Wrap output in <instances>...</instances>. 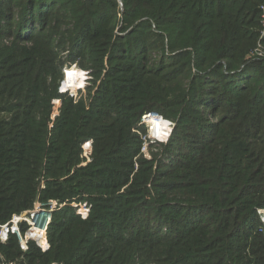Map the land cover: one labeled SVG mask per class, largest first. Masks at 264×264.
<instances>
[{
	"label": "trees",
	"instance_id": "1",
	"mask_svg": "<svg viewBox=\"0 0 264 264\" xmlns=\"http://www.w3.org/2000/svg\"><path fill=\"white\" fill-rule=\"evenodd\" d=\"M60 2L0 0V223L15 213L33 209L39 198L42 202H89L92 214L82 220L79 208L66 205L53 213L49 251L43 253L29 243L28 252L23 253L18 240L12 237L8 244L0 243V253L16 264H247V260L264 264V239L252 233L249 220L253 207L241 212L242 207L233 205L237 195L231 191L226 193L222 205H195L207 192L199 180L184 181L181 176L186 170L200 174L205 168V155L192 157L195 152L191 147L181 149L185 151L183 160L160 169L162 176L154 175L150 169L141 170L134 181L136 186L126 196L133 198L143 193L147 201L141 199L136 205H129L119 194L128 184L133 167L130 162L120 165L113 152L122 153L130 143V132L138 118L157 109L156 105H149L155 95L145 92L150 101L143 106L123 105L126 113L109 117L111 126L104 123L107 117L98 110L99 104L88 109L82 102L74 104L71 98L63 103L62 114L48 137L52 101L69 95L58 90L62 64L56 62V49L67 46L72 60L79 58L84 71L99 76L103 57L94 54V38L104 34L110 37L119 8L114 0H62L65 5L60 11ZM98 2L109 5L111 11L106 5L96 7ZM126 2L129 24L136 26L142 21L141 26L151 28L147 23L154 22L158 27L153 32L156 37L170 35L173 39V13L181 15L184 21L172 46L177 44L176 50L189 48V58H195L198 68L226 60L230 65L227 72L216 69L217 73L206 76L212 77L209 81H214V76L219 82L228 81L231 91L245 100V112H259L264 125V63L257 61L249 67L243 61L249 42L255 46L258 41L260 5L264 0ZM55 29L61 30L62 38ZM140 67L138 63L137 71ZM206 76L199 80L209 82ZM149 82L148 75H143L142 83ZM108 91L115 93L111 84ZM198 104L207 103L201 100ZM241 109L243 112V104ZM92 138V164L75 170L84 179L71 175L60 181L79 164L80 147ZM180 141L175 138L163 145L164 149L169 147L166 153L171 154L172 142ZM230 146L243 158L242 146ZM42 172L48 180L44 189ZM243 181L244 187L252 184L247 178ZM239 196L245 199L249 194L244 188ZM196 198L199 199L194 201ZM207 210L210 216L206 221ZM249 242L256 258L253 262L245 253Z\"/></svg>",
	"mask_w": 264,
	"mask_h": 264
},
{
	"label": "rangeland",
	"instance_id": "2",
	"mask_svg": "<svg viewBox=\"0 0 264 264\" xmlns=\"http://www.w3.org/2000/svg\"><path fill=\"white\" fill-rule=\"evenodd\" d=\"M114 1H116V4L118 3L119 8L116 10L115 21L109 30L110 37L106 38L104 34L97 39L94 38V54L97 57H103L101 58V69L97 74L99 76L90 74L89 77L91 78L85 83L84 90L74 92L75 95L77 94L76 96L65 93L70 96L66 95L52 101L48 137L51 136L50 132L54 128L57 118L62 114L63 103L71 98L74 104L82 102L88 109L92 105L99 104L98 110L101 109L100 112L106 114L107 117L104 123L111 126L112 120L109 117H116L123 112L126 113L125 108L132 107V105L134 107L143 106L146 101H150L149 98H146V93H151V95H155V98L149 102V105H156L157 109L150 110V112H146L141 118H138L130 132V143L122 153L114 155L113 152L114 159L120 165H126L125 163L130 162L133 167L128 184L119 190V194L123 195V199H126L129 205H136L141 199L147 201L143 193L137 194L133 198H131L132 196H126L128 190L136 186L137 182L134 183V181L141 174V170L150 169L154 175L159 174L162 176L163 174L159 173V170L169 167V164L173 161L183 160L185 151L181 149L191 147L195 152L192 157L196 156L198 158L199 155H205L203 160L205 168L200 174L186 170L182 172L181 176L184 181L199 180V185L203 186L207 192L205 198L198 200L199 197L194 200H198L195 205H222L223 199L227 196L226 193L231 191L237 195V199L234 201L236 204L233 205L242 207L241 212L253 207L251 210L254 214L249 219L250 225L253 227L252 233L264 239V125H262V118H260L259 112H245V100L238 97L235 94L236 92L231 91L232 86L228 81L221 79L219 82L217 76H214V81H209L212 77L206 76L217 73L216 69L226 71V67H230V65L227 64L226 60H217L210 67L198 68L193 61L195 58H189V53H191L189 48L176 50L177 44L172 46L173 41L174 38L177 39L178 30L184 21L178 13H173L175 21V36L173 39L170 35L169 38L167 36L161 37L160 34H157L156 37L153 32H157L158 27L154 22L147 23L151 25V28L146 24L141 26L142 21L136 26L135 24L130 25V18L125 14L128 9L126 7L127 0ZM60 3L61 6L58 9L61 11L65 4L62 0ZM104 5L110 8L106 3H96V7ZM6 12L9 13L10 11ZM111 17H114L113 13ZM59 18L63 21V18ZM65 29L67 28H63V31ZM250 29L254 30V28ZM60 32V29H55L57 36L62 38ZM3 39H6V37ZM5 44H7V40ZM257 44L258 41L255 46L252 42H249V50L243 59L249 67L250 64L257 61L261 64L264 63V57H258L255 54ZM56 52L59 55L56 62L62 64V78L58 85L59 92L66 80V69L74 72L75 76L80 78L75 87H70L74 89L81 86L83 76L80 70L84 71L85 69H82L80 59L72 60L67 46L57 48ZM149 53H151L150 56ZM84 54H87V52H84ZM70 60L73 62L71 63ZM138 63L142 66L138 68L139 71L136 69ZM72 68L74 70H71ZM183 73L185 74L182 75ZM108 75L114 76L115 79L108 78ZM143 75H148L151 82L142 83ZM204 76H206L205 80L209 82L199 80L200 77ZM210 82H215L216 85L211 86ZM110 84L115 93L108 91ZM252 84L255 87L257 86L256 82H252ZM184 100H187L184 105L180 104ZM201 100L207 104L205 106L199 105L198 103ZM242 104L243 112L241 109ZM123 105H125V108ZM148 114H158L172 123L169 137L166 138L164 143L155 142L150 138L149 124L144 121V117ZM152 122L158 123L161 128L165 125L159 123L156 119L148 123L151 124ZM214 129H217V131L213 132ZM241 133L252 134L243 136ZM175 138H181V141L172 142L173 148L171 154L168 155L166 151H169V147L164 149L163 145L167 146ZM184 138H186V143ZM94 141V138H92L80 147L79 164L72 169L69 175L63 176L60 181L71 175L80 177L81 174H76L75 170L86 168L92 164ZM230 143L244 148L242 150L243 158L238 156ZM46 178L47 175L42 172L40 180L43 189L48 181ZM244 178H247L252 184L244 187L246 185L243 181ZM80 179L84 178L80 177ZM244 188L249 197L241 199L239 193ZM138 189L140 192L144 191L142 187ZM249 199L253 202H248ZM49 201H56L58 204L66 203L64 205L80 204V201L76 199L70 201L54 199L42 202L39 198L34 206L37 203L44 204ZM83 204L87 205L89 213L87 219L82 218V220H88L92 214L91 206L89 202H83ZM167 205H175V203ZM204 213L207 221L210 216L209 210ZM213 217L217 218L216 216ZM221 236L224 237V235ZM250 242L245 253L253 262L256 258L251 250L252 245ZM249 262L247 260V264H251Z\"/></svg>",
	"mask_w": 264,
	"mask_h": 264
},
{
	"label": "built area",
	"instance_id": "3",
	"mask_svg": "<svg viewBox=\"0 0 264 264\" xmlns=\"http://www.w3.org/2000/svg\"><path fill=\"white\" fill-rule=\"evenodd\" d=\"M260 33L258 38V44L256 46L255 54L258 57H264V2L260 5ZM74 69V68H72ZM71 69V70H72ZM83 76L81 86L72 89L73 87H64L60 89V93H70L71 96H76L75 91L84 90L85 83L89 81V73L80 70ZM68 69L65 71V79ZM156 119L159 123L165 124L164 127L158 132L154 129V124L148 123L150 120ZM145 123L149 124L150 138L155 142L164 143L166 138L169 137L172 123L165 120L158 114H148L144 117ZM58 204L56 201H49L48 203H37L33 209L25 210L20 213H15L11 218L5 222L0 223V243L8 244L12 237L18 240L19 246L23 253H27L29 250V243H34L43 253L50 250L51 245L49 243L48 235L50 225L52 223L53 213L61 210L66 205ZM80 209L82 218L87 219L89 208L87 205L80 203L79 205H72ZM1 264H16L13 261H8L0 253Z\"/></svg>",
	"mask_w": 264,
	"mask_h": 264
},
{
	"label": "bare ground",
	"instance_id": "4",
	"mask_svg": "<svg viewBox=\"0 0 264 264\" xmlns=\"http://www.w3.org/2000/svg\"><path fill=\"white\" fill-rule=\"evenodd\" d=\"M72 70H74V69H72ZM81 75H82V73H81ZM79 79H80L79 77L75 76L74 72H70V70L68 69L64 86L65 87H67V86L75 87L76 83L79 82ZM73 81H75V82L73 83ZM152 120H150V121H152ZM151 124H154V129H157L158 132L160 131L161 125L159 126L158 123H156V122H152Z\"/></svg>",
	"mask_w": 264,
	"mask_h": 264
}]
</instances>
